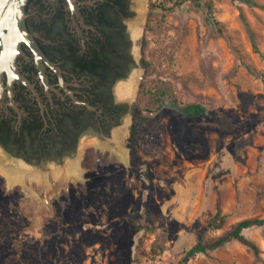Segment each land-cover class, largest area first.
Masks as SVG:
<instances>
[{
  "label": "rangeland",
  "instance_id": "374dc122",
  "mask_svg": "<svg viewBox=\"0 0 264 264\" xmlns=\"http://www.w3.org/2000/svg\"><path fill=\"white\" fill-rule=\"evenodd\" d=\"M139 20L126 159L114 131L110 145H87L84 178L51 190L47 202L0 173V264H264V225L244 230L259 255L231 240L185 257L200 239L264 217V0H148ZM191 102L208 113L179 110Z\"/></svg>",
  "mask_w": 264,
  "mask_h": 264
},
{
  "label": "flooded vegetation",
  "instance_id": "af4514ba",
  "mask_svg": "<svg viewBox=\"0 0 264 264\" xmlns=\"http://www.w3.org/2000/svg\"><path fill=\"white\" fill-rule=\"evenodd\" d=\"M137 3L27 0L25 25L44 57L22 40L7 68L0 44L3 153L32 166L59 164L80 142L95 138L110 145L113 131H123L132 104L117 86L129 82L133 71L140 77L143 28L140 18L131 20Z\"/></svg>",
  "mask_w": 264,
  "mask_h": 264
},
{
  "label": "bare ground",
  "instance_id": "6f19581e",
  "mask_svg": "<svg viewBox=\"0 0 264 264\" xmlns=\"http://www.w3.org/2000/svg\"><path fill=\"white\" fill-rule=\"evenodd\" d=\"M137 1L139 5L137 8L139 18L143 19L146 15L148 0ZM132 25L135 30L134 34L139 32L136 31L135 22H132ZM0 42L4 47L2 65L10 68L12 53L16 48L14 46L8 47L6 39H1ZM138 78V75L135 77L133 72L129 82H123L117 86V92L122 96L133 97L136 93ZM114 132L115 137L118 139L117 144L119 145V150L117 149L116 151H118L119 155L123 159H126L127 152L121 147L122 140L126 132L122 135L121 131L116 129ZM119 137H122V139ZM87 145H95L101 148L108 146L106 142L99 141L95 138L87 139L82 142V146L78 150L77 157L67 159L63 165L53 164L49 170L36 168L24 163L21 160L14 161L13 159H8V156L0 149V173L5 177L9 187L20 185L27 194L36 195L41 200H45L47 202V197L49 196V192L51 190L65 185L72 178H84V168L80 165V158L82 157L83 148ZM38 189H42L43 195L39 194Z\"/></svg>",
  "mask_w": 264,
  "mask_h": 264
},
{
  "label": "trees",
  "instance_id": "16d2710c",
  "mask_svg": "<svg viewBox=\"0 0 264 264\" xmlns=\"http://www.w3.org/2000/svg\"><path fill=\"white\" fill-rule=\"evenodd\" d=\"M247 1H252V0H247ZM261 77L264 80L263 73L261 74ZM174 101H175L174 99L171 101H168L167 104L173 105ZM179 110L184 114H187L189 116H194V117L207 114L209 111L208 107L205 104L200 103V102H191V103L185 104L183 106H180ZM93 154H94L93 147H89L86 149V152L83 158V164L85 166H88V167L92 166ZM219 214L220 213L217 212L216 216H219ZM222 222H223V217H221V220L219 221L218 224H221ZM209 224H213L212 221H210ZM260 225H264V217L250 216V217L242 218L238 220L236 224H234L231 228L226 230L218 238L214 240H208V241L207 240L204 241L202 239L197 241L192 247H190L189 249L185 251V257H192V256L197 255L198 253H207L210 250H214V249H217L223 246L225 243L231 240H238V241L243 242L244 244L248 245L254 251L256 255H259L261 252L260 246L256 242L248 238L244 234V230L252 226H260ZM136 227H137V231L135 232L134 241L138 243V241L140 240L145 230L144 229L145 225L139 221L136 223Z\"/></svg>",
  "mask_w": 264,
  "mask_h": 264
},
{
  "label": "water",
  "instance_id": "95a60500",
  "mask_svg": "<svg viewBox=\"0 0 264 264\" xmlns=\"http://www.w3.org/2000/svg\"><path fill=\"white\" fill-rule=\"evenodd\" d=\"M26 2L27 0H0V40L6 39L7 46H14L17 50L20 47V42L26 40L32 45L34 51L39 56L44 57L41 48L30 38L31 35L25 25L24 17ZM0 44L2 45L1 42ZM2 48L4 49L3 45ZM85 150L86 148H83L82 154ZM13 158L31 165L21 157L14 156Z\"/></svg>",
  "mask_w": 264,
  "mask_h": 264
}]
</instances>
